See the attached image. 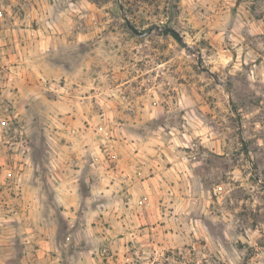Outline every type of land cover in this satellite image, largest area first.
Wrapping results in <instances>:
<instances>
[{
    "label": "rangeland",
    "instance_id": "rangeland-1",
    "mask_svg": "<svg viewBox=\"0 0 264 264\" xmlns=\"http://www.w3.org/2000/svg\"><path fill=\"white\" fill-rule=\"evenodd\" d=\"M0 264H264V0H0Z\"/></svg>",
    "mask_w": 264,
    "mask_h": 264
},
{
    "label": "water",
    "instance_id": "water-1",
    "mask_svg": "<svg viewBox=\"0 0 264 264\" xmlns=\"http://www.w3.org/2000/svg\"><path fill=\"white\" fill-rule=\"evenodd\" d=\"M125 20H126V24H127L128 28L131 29L134 33H136L137 35H139V36H141V37H144V36L150 34V33L152 32L153 29H158V28H159V26H155V27H151V28H149V29H148L147 31H145V32H141V31H138L135 27H133L128 19H125ZM170 30H171L173 33H175V35L177 36V38H178V40H179V43H180L183 47H185V48L188 49V46H186V45L184 44V41L182 40L181 36H180L176 31H174V29H170Z\"/></svg>",
    "mask_w": 264,
    "mask_h": 264
},
{
    "label": "crops",
    "instance_id": "crops-1",
    "mask_svg": "<svg viewBox=\"0 0 264 264\" xmlns=\"http://www.w3.org/2000/svg\"><path fill=\"white\" fill-rule=\"evenodd\" d=\"M12 166L15 167V166H17V165H16V163H13V164L10 166L11 168H10L9 171H10L11 174H13V173H12V170H13V167H12ZM62 175H63V174H62ZM60 178H61V180L65 181V183H68V182H69V183H73V181H74V182L77 181V180L75 179V177H74V178L72 177V178H70V179H67L65 175H63L62 177H61V175H60Z\"/></svg>",
    "mask_w": 264,
    "mask_h": 264
}]
</instances>
